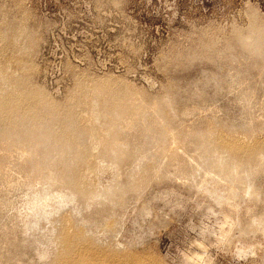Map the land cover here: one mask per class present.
Masks as SVG:
<instances>
[{"label":"rangeland","instance_id":"rangeland-1","mask_svg":"<svg viewBox=\"0 0 264 264\" xmlns=\"http://www.w3.org/2000/svg\"><path fill=\"white\" fill-rule=\"evenodd\" d=\"M0 264H264V0H0Z\"/></svg>","mask_w":264,"mask_h":264}]
</instances>
